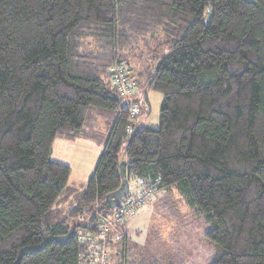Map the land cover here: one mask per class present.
<instances>
[{
  "label": "trees",
  "instance_id": "obj_1",
  "mask_svg": "<svg viewBox=\"0 0 264 264\" xmlns=\"http://www.w3.org/2000/svg\"><path fill=\"white\" fill-rule=\"evenodd\" d=\"M119 67L134 94L163 95L159 128ZM56 139L103 142L84 190ZM172 189L211 226L212 264H264V0H0V264H80L130 200L108 245L155 264L125 223Z\"/></svg>",
  "mask_w": 264,
  "mask_h": 264
},
{
  "label": "rangeland",
  "instance_id": "obj_2",
  "mask_svg": "<svg viewBox=\"0 0 264 264\" xmlns=\"http://www.w3.org/2000/svg\"><path fill=\"white\" fill-rule=\"evenodd\" d=\"M135 98L139 102V122L159 128L163 95L153 90H139L129 99ZM65 144H69L67 148ZM103 149V142L79 139L73 143L56 139L52 159L69 165L72 169L69 183L84 190L95 172ZM130 189L131 192L136 189L135 181L131 182ZM210 229L211 226L203 221L202 216L190 209L176 189H172L157 192L154 200L126 221L127 235L124 233L126 238L129 236L133 250L145 257L146 261L155 264H212L217 248L206 236ZM122 242L121 256H115L112 250V264H130L127 258L130 246L126 244L128 250L125 257V237Z\"/></svg>",
  "mask_w": 264,
  "mask_h": 264
},
{
  "label": "built area",
  "instance_id": "obj_3",
  "mask_svg": "<svg viewBox=\"0 0 264 264\" xmlns=\"http://www.w3.org/2000/svg\"><path fill=\"white\" fill-rule=\"evenodd\" d=\"M123 68V67H122ZM121 67L117 68V73L114 76V83L118 87V90L122 95H126L127 98H131L134 94L133 80L130 78L128 71H124ZM137 202H141L142 197L137 195ZM135 211V205L130 200L125 204L122 209L115 212L114 218H105L103 225L105 228H101L99 238L89 239L84 237L83 239L85 248L80 256V264H112V249L108 245V240L112 239L115 244L119 243L121 233L118 231L115 233L117 223H120L126 218L125 216L133 214ZM116 230V231H114ZM111 231L112 234L108 232ZM107 236L110 238L107 239Z\"/></svg>",
  "mask_w": 264,
  "mask_h": 264
},
{
  "label": "water",
  "instance_id": "obj_4",
  "mask_svg": "<svg viewBox=\"0 0 264 264\" xmlns=\"http://www.w3.org/2000/svg\"><path fill=\"white\" fill-rule=\"evenodd\" d=\"M129 192V187L127 184H125L121 189L118 191L111 193L107 196L105 204L108 208H113L118 206L122 198Z\"/></svg>",
  "mask_w": 264,
  "mask_h": 264
},
{
  "label": "crops",
  "instance_id": "obj_5",
  "mask_svg": "<svg viewBox=\"0 0 264 264\" xmlns=\"http://www.w3.org/2000/svg\"><path fill=\"white\" fill-rule=\"evenodd\" d=\"M78 141V140H77ZM83 141V140H82ZM76 142V141H75ZM73 142V143H75ZM63 143H67V142H63ZM69 144H65L64 146L67 148ZM63 147V146H62Z\"/></svg>",
  "mask_w": 264,
  "mask_h": 264
}]
</instances>
